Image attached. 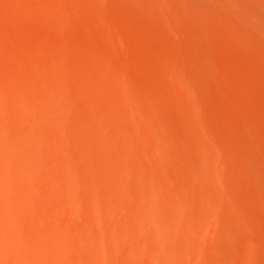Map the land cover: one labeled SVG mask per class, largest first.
<instances>
[{"label":"rangeland","instance_id":"374dc122","mask_svg":"<svg viewBox=\"0 0 264 264\" xmlns=\"http://www.w3.org/2000/svg\"><path fill=\"white\" fill-rule=\"evenodd\" d=\"M0 163L40 264H264V0H0Z\"/></svg>","mask_w":264,"mask_h":264},{"label":"bare ground","instance_id":"6f19581e","mask_svg":"<svg viewBox=\"0 0 264 264\" xmlns=\"http://www.w3.org/2000/svg\"><path fill=\"white\" fill-rule=\"evenodd\" d=\"M13 160V159H12ZM11 160V161H12ZM2 162V161H1ZM9 162V161H8ZM2 164V163H0ZM11 165V164H10ZM6 167V166H5ZM11 167V166H9ZM6 169V168H5ZM0 171H2V169H0ZM4 171V169H3ZM3 178L0 179V192L2 193V195L4 196V199L6 198L5 196H9L10 195V183H8L9 181H11V177L6 169V171L3 172ZM2 177V176H1ZM0 177V178H1ZM13 187V186H12ZM11 187V189H13ZM20 195L23 194L22 190H19ZM2 196V197H3ZM0 197V198H2ZM24 197V196H23ZM25 199H27V197H24ZM8 200V199H7ZM8 202V201H6ZM5 202V203H6ZM10 203V202H9ZM8 203V204H9ZM11 205H5L3 202H1L0 200V264H40V262H38V259L36 257V254L34 251H32L29 248V243L26 242L27 240L24 239V237L22 235H20L19 233H17L15 231V233L13 232H8V230L5 229L6 224L11 223L10 225H13L14 227H19L22 226L23 222L22 220L19 218L20 216L18 215V212L15 213L12 211L11 209ZM11 214L10 216L12 217L9 218L7 217V214ZM11 219V220H10ZM37 221V220H36ZM35 221V224H36ZM33 223V222H32ZM31 224V223H30ZM39 225V224H38ZM26 227V226H25ZM29 227V225H28ZM33 227V226H32ZM31 227V228H32ZM30 228V227H29ZM30 228V231H31ZM40 228V226H39ZM28 229V228H27ZM33 229V228H32ZM37 230V228H35ZM29 231V230H28ZM52 231V230H51ZM34 232V231H33ZM37 232V231H36ZM53 232V231H52ZM54 234V232L52 233ZM56 234V233H55ZM32 236V235H31ZM35 235H33L34 238ZM58 236V234H57ZM56 236V237H57ZM60 237V236H59ZM36 238V237H35ZM35 238L32 240L34 241ZM48 238V237H46ZM50 238V237H49ZM58 238V237H57ZM59 239H56L55 243L58 241ZM62 240V239H61ZM50 241V240H48ZM67 241V240H66ZM52 242V241H51ZM61 241L58 242V244H60ZM63 242V241H62ZM65 242V241H64ZM33 243V242H31ZM36 243V242H35ZM33 243V244H35ZM71 243V242H70ZM37 245V244H36ZM49 245V244H48ZM52 245V244H50ZM71 245V244H70ZM55 246V245H53ZM59 246V245H58ZM61 246V244H60ZM69 246V245H68ZM72 246V245H71ZM57 247V245H56ZM55 247V248H56ZM32 248V247H31ZM51 248V247H50ZM41 249V248H40ZM74 250V249H73ZM64 254V253H62ZM60 255V254H59ZM64 256V255H63ZM66 256V255H65ZM70 256V255H68ZM65 260V258H64ZM51 264V262H49ZM48 263V264H49ZM139 264V263H138Z\"/></svg>","mask_w":264,"mask_h":264}]
</instances>
